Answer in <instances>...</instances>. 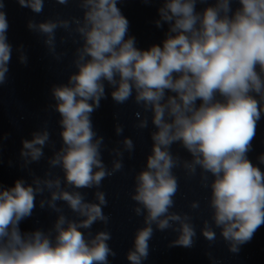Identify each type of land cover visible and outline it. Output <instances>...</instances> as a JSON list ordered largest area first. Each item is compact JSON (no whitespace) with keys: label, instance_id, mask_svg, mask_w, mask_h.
I'll use <instances>...</instances> for the list:
<instances>
[{"label":"clouds","instance_id":"clouds-1","mask_svg":"<svg viewBox=\"0 0 264 264\" xmlns=\"http://www.w3.org/2000/svg\"><path fill=\"white\" fill-rule=\"evenodd\" d=\"M16 2L37 15L44 10L45 0ZM55 2L67 6L72 0ZM75 2L82 16L27 22L29 31L44 37L48 54L57 61L66 55L57 51V30L67 33L60 43L71 39L78 45L71 62L76 71L66 83L50 88L55 103L48 107L59 114V149L45 121L31 139L21 140L20 168L28 171L31 183L24 178L13 186L0 183V264H110L109 258L117 256L109 244L108 201L101 189L105 179L123 172L124 155L131 158L135 144L124 137L116 142L119 146L108 148L98 134L93 114L109 95L116 105L132 101L140 109L134 128L142 131L151 124L153 129L151 151L129 194L133 213L143 217L125 254L129 264L148 260L156 231L176 233L169 248L196 244L194 216L173 210L180 191L176 169L183 170L186 180L198 175L201 187L210 189L211 216L203 219L200 234L211 246L218 229L228 251L239 254L264 226V170L259 166L264 153L257 156L258 163L249 158L264 117V0H141L159 5V18L153 21L157 29L167 25L164 39L146 49L130 34V21L118 6L123 0ZM4 9L0 0V87L8 82L13 53ZM15 51L18 62L27 66L24 45ZM113 118L115 134L122 136L119 113ZM7 138L0 135V152ZM173 145L190 158L174 153ZM46 147L53 152L47 158ZM103 151L113 157L110 167ZM44 158L48 168L41 178L29 165ZM83 189H95L94 201ZM37 196L42 197L39 208L57 217L46 230L23 231L20 225L33 216ZM58 202L73 215H66ZM188 207L197 211L201 205L193 200ZM96 223L105 227L93 233ZM206 255L218 264L210 251Z\"/></svg>","mask_w":264,"mask_h":264}]
</instances>
